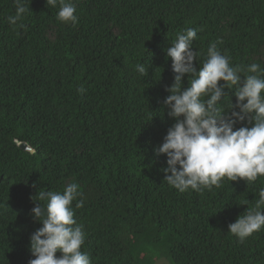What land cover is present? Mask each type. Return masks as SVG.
<instances>
[{
    "label": "trees",
    "instance_id": "1",
    "mask_svg": "<svg viewBox=\"0 0 264 264\" xmlns=\"http://www.w3.org/2000/svg\"><path fill=\"white\" fill-rule=\"evenodd\" d=\"M73 3L75 25L58 21L46 0H29L13 25L14 0H0V264L35 258L30 236L42 224L31 210L47 203L39 192L69 182L83 193L72 207L92 264H264V227L243 241L228 232L255 207L264 176L180 192L164 181L166 154L154 153L175 122L163 101L176 34L197 29V68L218 41L232 66L264 68V0ZM139 63L148 75L135 70ZM234 92L225 89L224 111Z\"/></svg>",
    "mask_w": 264,
    "mask_h": 264
},
{
    "label": "clouds",
    "instance_id": "2",
    "mask_svg": "<svg viewBox=\"0 0 264 264\" xmlns=\"http://www.w3.org/2000/svg\"><path fill=\"white\" fill-rule=\"evenodd\" d=\"M14 3L16 14L7 18L13 25L29 11V0ZM49 5L59 8L56 18L61 23L78 22L73 0H46V6ZM196 38L197 29L187 28L176 34L166 50V56L172 60L174 80L166 89L170 95L163 105L175 122L168 128L163 143L154 149L157 158L161 154L167 156V167L162 169L164 181L180 192L219 188L225 177L230 181L254 182L264 176V68L257 63L246 68L232 66L231 58L217 47L222 41L209 45L207 58L197 68L194 61L199 63V53L193 50ZM135 70L148 75L145 64L139 63ZM186 74L191 80L185 88ZM233 88L236 102L224 111L221 98L226 97L225 89ZM244 121L245 126L235 127ZM82 196L76 182L67 183L62 192H39V200L47 203L36 201L31 210L33 219L42 227L30 236V251L35 258L28 264H92L89 253L82 251L84 225L74 219L72 207L73 201ZM83 203L80 199L75 208H81ZM262 227L264 188L259 191L255 207L230 223L228 232L243 241ZM57 252L62 255L57 257Z\"/></svg>",
    "mask_w": 264,
    "mask_h": 264
},
{
    "label": "water",
    "instance_id": "3",
    "mask_svg": "<svg viewBox=\"0 0 264 264\" xmlns=\"http://www.w3.org/2000/svg\"><path fill=\"white\" fill-rule=\"evenodd\" d=\"M67 23L68 22H64V24H67ZM15 144L19 149H21L23 151H27L30 153L34 152V150L26 142L15 140Z\"/></svg>",
    "mask_w": 264,
    "mask_h": 264
},
{
    "label": "rangeland",
    "instance_id": "4",
    "mask_svg": "<svg viewBox=\"0 0 264 264\" xmlns=\"http://www.w3.org/2000/svg\"><path fill=\"white\" fill-rule=\"evenodd\" d=\"M156 264H168L165 260L158 261Z\"/></svg>",
    "mask_w": 264,
    "mask_h": 264
}]
</instances>
